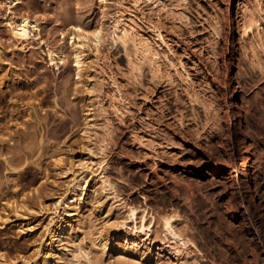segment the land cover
Listing matches in <instances>:
<instances>
[{"label": "rangeland", "instance_id": "obj_1", "mask_svg": "<svg viewBox=\"0 0 264 264\" xmlns=\"http://www.w3.org/2000/svg\"><path fill=\"white\" fill-rule=\"evenodd\" d=\"M21 16L38 23L27 40L10 30ZM99 23L77 74L73 26ZM0 154V264H150L117 248L156 257L164 210L194 244L159 250L161 264H222V252L239 264L250 251L243 207L224 205L233 188L258 216L264 264V0H0ZM83 174L81 216L64 215L74 202L55 211ZM58 218L71 227L48 245ZM228 229L243 239L230 249Z\"/></svg>", "mask_w": 264, "mask_h": 264}, {"label": "bare ground", "instance_id": "obj_2", "mask_svg": "<svg viewBox=\"0 0 264 264\" xmlns=\"http://www.w3.org/2000/svg\"><path fill=\"white\" fill-rule=\"evenodd\" d=\"M9 25H10V30H11V33H12L13 37H15V38H17L19 40H27L29 37H31L32 35H34V34H32L33 33V30L34 29L35 30L38 29V23L35 22L34 20H31L28 16H21L17 20L10 21ZM73 27H74V32H73V34L71 36V53L73 55V61H74V66H75V69H76V73L77 74H80L82 68L85 65V44H86V42L90 38L93 37L94 38V44L97 45L98 42H99V40L102 37L103 31H104V25H103V23H99L98 26L95 27L92 30H85V29H83V28H81L80 26H77V25H74ZM112 32H116L118 38L124 37L125 34H126V32L123 29V27L118 28V30H115L114 29ZM64 52L65 51H64V48L63 47H59L58 49H56V51L47 49V55H48V59H49L50 63L51 64H54L56 66L59 65L60 63H62L65 60V54H64ZM225 152H227V151L225 150ZM0 155H3V154H0ZM228 155H230V154L228 153ZM247 157H246V159H248ZM227 159H229V158H227ZM246 159H244V162H242L240 164L242 167L244 166L243 168H245V165L247 164V161H245ZM6 162L8 163L7 160H6ZM226 163H227V161H226ZM8 165H9V163H8ZM242 167L237 169V172L238 173H240V172L242 173L243 172L242 171L243 170ZM213 169H215V168H213ZM213 171H215V170H213ZM230 174H231V172H230ZM245 176H248V178H249L250 173L247 171L245 173ZM237 182H236V184H237ZM86 183H87V178H86V175L85 174L81 175L78 179L73 178L71 184L66 187V190L64 191V193L63 194H60L59 196H57L55 198V200L53 202V206L55 208V211L58 209V207H69V203L74 202V206L75 207H73L72 209L65 210V212H64L65 214L64 215H66L68 217H71L73 215H76L79 218L81 216V201L84 198L83 194H84V190L86 188ZM247 184H248V180H247ZM187 187H189V189H190L189 192H190L192 190V188L189 185ZM246 187L248 188L249 186H246ZM232 190H231L232 193L230 192V195H231L230 198L226 199V202H225L226 204H224V203L223 204L225 205L226 210L231 211V213H232L231 216L236 215V213H237L236 212V209L238 208V206L240 204H241V207H243V210H241V211H243V213L246 214L245 217H246V220H247L246 222L247 223L244 221L245 219H243V221H241V220L240 221L243 224V227L244 228L247 227V228H245V230H243L245 232H243L241 234H242V238L244 236L243 234H246L245 237H247L246 238L247 242H243V243H246L247 244V246L249 247V251H250V258L249 259H246V260H243L242 263H239V264H258V259H257V255H256V253L258 251V245H257L258 242H257V239L260 238L259 237V233L261 231L259 232L260 229L258 230V228L255 226L256 223L253 224L254 221H255L253 218H254V216L256 214L253 216L249 212L250 211V210H248L249 207H247L248 204L247 205H242L243 200H246L247 197L245 199L244 198V195L242 196V194H240V189L239 188H236L235 189L236 190V195L233 194L234 191H232ZM189 197H191V195ZM168 211H170V210H168ZM172 211L174 212L175 210L173 209ZM128 212H129L128 217L130 219H132L133 221L136 220V218H137L136 207L135 206L130 207ZM164 212H165V210L160 215V219H161V224H162V231H163L164 237L167 238V241L161 240L159 242L158 247H157L158 252H157V256L156 257L153 256L150 253L149 250L142 251V252L138 253V251L136 249H133L134 247L133 248L132 247H128V245L126 247H124V246L118 247L117 248V251L119 253L126 254V255H133V254L134 255H137L141 260L147 261L150 264H161V262L159 261V258H158L159 250L161 252H163V255H166L167 256V259L175 258L176 252H179L180 249H181L179 247L180 244L183 245V248H184V247L187 246V243L188 242L193 243L194 242V239H193L192 236H190L192 238L187 237V236H185V233L182 234L180 231H178V230H176V228H174L172 221L175 219V217L178 216V213H176L177 211H175L176 214L171 213V212H166V213H164ZM239 215L242 216V218H243V214L242 213L239 214ZM246 225H248V226H246ZM141 226L144 228V225L143 224H141ZM148 226L149 225H147V227ZM70 227H71V219L70 220L69 219L68 220H64L62 218H58V220L55 222L54 229L50 232V235H49V239H48L47 244L48 245H53L57 241H60V238H62V235H63L64 231L66 232V229H69ZM238 228H241V227H238ZM147 229L150 230L149 227ZM220 229H222V228H220ZM46 230H49V227H46ZM73 230H74V228H73ZM228 231L229 232L226 233V234H228L227 235L228 236L227 237L228 240L226 241V239H225V241L226 242L229 241V244L228 245H229V249H230V246L234 247L233 244H235L236 237L239 238L240 232H237V231H234V230H230V229H228ZM240 231H242V229ZM98 232H99L98 233V236H96V237H98L99 247L103 251H109L112 248L111 247V237L105 231H103V230H99ZM114 232H115V235L114 236H119L117 230L114 231ZM221 232L219 230V233H221ZM224 232H226V231L224 230ZM126 233H127L126 235L128 236V232H126ZM145 233L147 234V232H145ZM226 234H225V237H226ZM221 236H223V234ZM240 238H241V236H240ZM216 239H218V238H216ZM124 240L126 241V239H124ZM169 240H173L174 241V244L173 245H170L168 243ZM178 242H180V243H178ZM208 253H210V252H208ZM222 253H221L220 257L218 255V257L221 258L222 264H237L234 257H224L225 254L223 255ZM50 254L51 253H49V255ZM210 254H213V253H210ZM218 254H220V253L218 252ZM210 256H211L210 258L213 259V256L212 255H210ZM226 256H228V254ZM219 261H220V259H219Z\"/></svg>", "mask_w": 264, "mask_h": 264}]
</instances>
